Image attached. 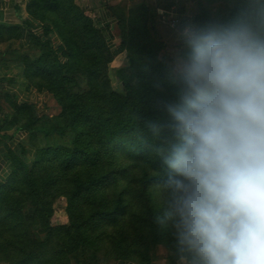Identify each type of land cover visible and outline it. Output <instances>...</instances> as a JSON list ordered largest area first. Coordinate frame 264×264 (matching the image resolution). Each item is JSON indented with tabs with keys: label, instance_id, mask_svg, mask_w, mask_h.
<instances>
[{
	"label": "trees",
	"instance_id": "trees-1",
	"mask_svg": "<svg viewBox=\"0 0 264 264\" xmlns=\"http://www.w3.org/2000/svg\"><path fill=\"white\" fill-rule=\"evenodd\" d=\"M248 2L235 0L215 16L199 3L194 22H230ZM157 9L109 6L119 30L115 46L94 10L74 0H27L22 24L0 28V43L25 37L16 55L27 88L59 108L49 116L0 92L10 111L0 114V131L15 129L2 139L14 142L25 133L13 145L0 143V264H68L86 253L84 262L93 264L106 241L115 247V261L155 264L150 247L174 237L171 225L155 220L165 204L160 182L167 168L154 148L177 142L166 127L165 104L177 101L179 90L175 70L161 57L163 44L150 33ZM121 52L126 63L114 70L122 87L116 91L109 64ZM153 123L162 126L159 135ZM59 198L68 222L52 226ZM173 247L175 259L190 264Z\"/></svg>",
	"mask_w": 264,
	"mask_h": 264
},
{
	"label": "clouds",
	"instance_id": "clouds-1",
	"mask_svg": "<svg viewBox=\"0 0 264 264\" xmlns=\"http://www.w3.org/2000/svg\"><path fill=\"white\" fill-rule=\"evenodd\" d=\"M179 39L178 100L165 104L177 142L154 148L167 168L155 220L190 264H264V0Z\"/></svg>",
	"mask_w": 264,
	"mask_h": 264
},
{
	"label": "rangeland",
	"instance_id": "rangeland-1",
	"mask_svg": "<svg viewBox=\"0 0 264 264\" xmlns=\"http://www.w3.org/2000/svg\"><path fill=\"white\" fill-rule=\"evenodd\" d=\"M234 2L235 0H215L213 2L208 0H155L147 4L151 10H155V8L159 9L155 11L156 18H154V23L151 26L150 33L157 41L163 44L161 48V57L164 59V61L171 65L175 70L177 58L185 51L184 45L179 39V30L186 24H195L194 17L199 14V3L202 5V7L207 9L211 16H215L218 13H222L224 9L231 7ZM162 10L163 13H161ZM174 18L177 20L176 23L171 21L172 19L174 20ZM113 27L114 26H112V29ZM118 31L119 30L117 28L115 30V35H113L111 33L112 31L110 32V30H108L112 38L113 36H116L117 40H114L115 43L119 42L117 34ZM120 60L126 63V58L121 57V59H116V61L109 64L111 85L116 91L122 90L121 84L114 73V70L120 67V65L116 66L117 64H120ZM29 97L30 101L35 104L37 110L40 113L51 116L59 111L56 102L49 95L42 93L37 94L32 91ZM153 194L154 203L157 205L161 204L162 193L159 192V189H154ZM53 208L54 212L50 219V224L52 226L67 224L68 219L64 210V199L59 198L55 202ZM174 239L175 238L172 237L169 240L167 237L166 240L162 239L150 247L149 255L155 264H188V261L184 257L175 259L173 245H176V242H174ZM98 248H100V251L96 254V264H112L115 262V247H112L109 242H102ZM88 256L89 254L86 253L85 255L79 257L81 258L80 261L72 259L68 264H86L87 262H84V259H87Z\"/></svg>",
	"mask_w": 264,
	"mask_h": 264
},
{
	"label": "crops",
	"instance_id": "crops-1",
	"mask_svg": "<svg viewBox=\"0 0 264 264\" xmlns=\"http://www.w3.org/2000/svg\"><path fill=\"white\" fill-rule=\"evenodd\" d=\"M155 0H74V2L80 6L81 8H90L93 9L96 15L99 18V26L100 27H108L110 32L115 35V30L117 29L114 20L111 16L109 6H114L118 4L125 5H136L139 3L149 4ZM27 0H0V28L8 25H16L22 24L24 18H26V10L25 4ZM159 10V9H158ZM163 13V10L161 11ZM168 13V12H167ZM112 26L113 29H112ZM116 36L110 40L109 44L115 46ZM117 40V39H116ZM25 37L20 40L10 41L6 43H0V92L6 93L14 97L16 102H31L29 95L32 90L27 88V80L24 77L23 65L17 57V53L22 49H25ZM14 55V57H13ZM121 57H125V53L121 52L116 55L112 62L116 61V59H121ZM111 62V63H112ZM120 64L116 66H123L125 64L124 61H119ZM110 63V64H111ZM0 114H10L9 106L4 101L3 98L0 99ZM14 128L8 131H0V143L14 144L15 141L24 137L25 133H16L14 142L9 141L8 139L5 141L2 139L1 135L3 133L12 134L14 132ZM20 135V136H19ZM0 145V152H1ZM5 170V164L1 157L0 153V173ZM112 264H139L134 261L129 260H118Z\"/></svg>",
	"mask_w": 264,
	"mask_h": 264
},
{
	"label": "built area",
	"instance_id": "built-area-1",
	"mask_svg": "<svg viewBox=\"0 0 264 264\" xmlns=\"http://www.w3.org/2000/svg\"><path fill=\"white\" fill-rule=\"evenodd\" d=\"M176 20H173L172 22L175 23Z\"/></svg>",
	"mask_w": 264,
	"mask_h": 264
}]
</instances>
